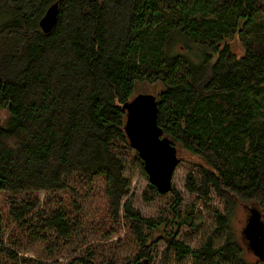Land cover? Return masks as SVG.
<instances>
[{"label": "trees", "instance_id": "trees-1", "mask_svg": "<svg viewBox=\"0 0 264 264\" xmlns=\"http://www.w3.org/2000/svg\"><path fill=\"white\" fill-rule=\"evenodd\" d=\"M55 3L58 23L45 34L39 23ZM177 43L199 59L174 51ZM139 84L157 90L164 136L202 160L188 189L223 202L224 213L215 211L219 230L230 228L239 204L264 219V0H0V196L12 194L6 221L0 216V264H47L19 258L18 237L33 230L73 245L90 221L105 241L113 232L99 233L95 223L113 228L121 211L137 245L123 264H154L158 240L179 260L246 264L231 231L217 249L212 239L195 251L178 240L191 214L174 222L182 207L174 187L177 233L127 200L132 181L123 155L133 154L146 175L125 130V105ZM93 182L103 192L86 211L81 188ZM15 194L21 197L12 200ZM96 213L99 220L91 219ZM61 249L48 246L47 256ZM88 251L75 263L97 264L98 248ZM103 259L118 264L116 253Z\"/></svg>", "mask_w": 264, "mask_h": 264}, {"label": "rangeland", "instance_id": "rangeland-1", "mask_svg": "<svg viewBox=\"0 0 264 264\" xmlns=\"http://www.w3.org/2000/svg\"><path fill=\"white\" fill-rule=\"evenodd\" d=\"M183 44L177 43L174 51H179L189 54L195 60L199 59L197 50H189L186 47H182ZM157 93L156 88L149 84H139L136 88L134 97L138 95H153ZM178 146L176 143H174ZM179 148V155L181 162L177 167L173 176L174 191L178 192L181 196V213L180 216L175 217L171 212L170 203L174 199L172 192L166 195H156L148 188L150 185L148 175L144 174L141 170L140 164L133 157V154H124L123 158L126 162V175L131 179L132 186L130 195L127 200L132 202L133 207L138 210L144 218L168 221L167 232L174 231L177 233V226L175 228L171 226L173 220L175 223L185 220L186 215L191 214V225H182L179 229L178 240L183 241L186 245L190 246L193 251L200 249L207 243L208 239H212L214 248H219L228 238V233L231 231L234 238L243 245L245 251V263L246 264H264L261 263L257 256L248 252L246 246V238L243 237L242 230L247 223V216L249 214V208L246 204H239L232 216L230 222V228L227 231H220L215 219V211L224 213V204L214 194L210 195V198L206 201L198 199L197 195L189 192L188 179L189 175L194 172L198 165L202 164V160L194 154L189 153L187 150ZM136 152V151H135ZM103 188L101 182H93L91 185H86L81 188L83 194V206L86 211H92L96 208L94 203L99 202L100 195H102ZM12 195V194H11ZM11 195L0 196V216L4 218L3 222L7 219L8 212V199ZM71 193L64 195V198H73ZM20 194H15L12 200L20 198ZM42 203L47 202L45 193H40L38 196ZM175 211V209H172ZM99 214L90 215L91 219L99 220ZM120 222L108 228L110 222H96L95 225L99 226V233L102 230H108L113 232L111 237L105 241L97 237L95 226L89 221L85 230L81 232V235L77 238V243L69 245L55 241L54 239L47 240L40 239L42 236L38 231L33 230V234L29 236V239L24 240L22 237H18L22 242L20 251H17L19 258L30 259V263H34L35 260H47V264H76L75 260L78 258H89V248H98V260L97 264L104 262L103 257L116 253L117 263L123 264L124 259L128 256V253L132 251V246H137L128 230V222L126 221V215L121 211ZM126 218V219H125ZM129 221V220H128ZM107 226V227H105ZM107 228V229H106ZM13 230V229H12ZM173 233V234H174ZM11 235V230L6 232L5 239L7 240ZM243 237V238H242ZM245 240V242H244ZM56 246L62 248L60 251H55L53 256H47L49 254L47 247ZM153 256L155 257L154 264H226L221 258L216 257L212 260H198L194 256H187L186 258L179 260L175 257L173 250H170L168 244L164 240H158L154 245ZM151 249V248H150ZM152 250V249H151ZM149 250V252L151 251ZM115 260V258H114ZM23 262V261H21ZM39 262V261H38ZM24 264V263H21ZM238 264V263H235Z\"/></svg>", "mask_w": 264, "mask_h": 264}, {"label": "water", "instance_id": "water-1", "mask_svg": "<svg viewBox=\"0 0 264 264\" xmlns=\"http://www.w3.org/2000/svg\"><path fill=\"white\" fill-rule=\"evenodd\" d=\"M59 4L55 3L40 20V28L49 34L56 27ZM125 108L128 111L126 133L133 149L144 163L149 182L160 194H167L173 187V176L181 160L176 146L164 136L158 123L159 107L156 96L138 95ZM248 247L259 260L264 261V219L257 208H249L247 223L242 230ZM248 243V242H247Z\"/></svg>", "mask_w": 264, "mask_h": 264}]
</instances>
